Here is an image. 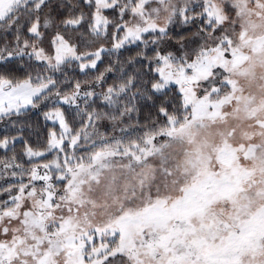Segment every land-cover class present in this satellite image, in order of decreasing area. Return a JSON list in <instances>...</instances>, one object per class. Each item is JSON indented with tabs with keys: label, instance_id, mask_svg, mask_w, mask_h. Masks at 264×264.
<instances>
[{
	"label": "snow or ice",
	"instance_id": "snow-or-ice-1",
	"mask_svg": "<svg viewBox=\"0 0 264 264\" xmlns=\"http://www.w3.org/2000/svg\"><path fill=\"white\" fill-rule=\"evenodd\" d=\"M0 264H264V0H0Z\"/></svg>",
	"mask_w": 264,
	"mask_h": 264
}]
</instances>
